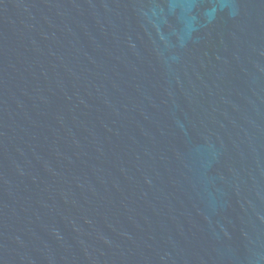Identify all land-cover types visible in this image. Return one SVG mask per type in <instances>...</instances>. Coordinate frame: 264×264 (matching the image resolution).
Returning <instances> with one entry per match:
<instances>
[{
	"label": "water",
	"instance_id": "95a60500",
	"mask_svg": "<svg viewBox=\"0 0 264 264\" xmlns=\"http://www.w3.org/2000/svg\"><path fill=\"white\" fill-rule=\"evenodd\" d=\"M0 264H264V0H0Z\"/></svg>",
	"mask_w": 264,
	"mask_h": 264
}]
</instances>
